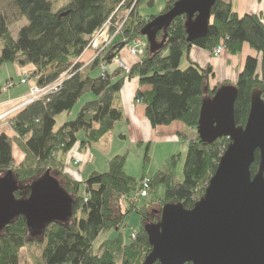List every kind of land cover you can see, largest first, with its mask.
<instances>
[{
	"label": "trees",
	"instance_id": "16d2710c",
	"mask_svg": "<svg viewBox=\"0 0 264 264\" xmlns=\"http://www.w3.org/2000/svg\"><path fill=\"white\" fill-rule=\"evenodd\" d=\"M176 1L166 0L163 13ZM142 2L152 6L154 0H65L64 4H58V0H0V68L5 64L32 65L34 71L29 77L41 89L65 74L57 92L20 108L8 120L15 137L0 134V176L10 171L20 183L56 169V174L64 180V192L73 202L71 217L64 222H50L38 229L19 216L6 224L0 231V264H21L23 252L27 264H143L150 252L144 227L159 222V212L165 204L192 208L204 195L230 143L228 138L204 143L196 133L202 102L207 94L212 98L217 88L208 87L210 67L203 69L189 63L186 68H180L184 54L191 48L212 52L223 45L225 51L236 55L243 45H248L257 53L258 57H247L233 85L237 127H243L247 121L252 91L258 89L264 99V17L239 15L233 10L231 0H216L204 37L188 42L186 18L177 17L165 32L156 34L155 43H161L159 48L150 52L145 43V56L126 76L118 78L117 73L123 72L116 71L92 77L91 72L99 67L100 60L85 68L79 62L91 36L106 23L113 34L126 17L102 59L110 64L108 57L118 56L124 48L120 50L121 46L141 37L140 31L155 18L139 16L137 9ZM124 11L126 16L118 19ZM22 20L26 24L14 38L10 28ZM125 78L138 80L134 100L145 107V118L152 128L180 123L192 133L179 139L187 149L181 181L176 180L173 170L178 155L171 157L167 169L152 175L144 173L139 178L124 172L126 153L113 157L107 172H94L84 182L61 172L64 158L78 142L80 146H93L122 121L119 97ZM89 91L94 99L73 120L55 131L56 117L72 111ZM2 93L0 85V96ZM79 133L84 136L81 141L77 139ZM14 146L23 154L19 164L13 156ZM147 159L148 148L145 163ZM258 166L256 152L250 167L252 176ZM160 186L164 189L162 195L158 194ZM136 196L137 200L133 201ZM21 198V192H16L15 199ZM131 213L140 216L141 225L135 231V238L130 235L129 242H125L121 234H116L102 240L93 250L99 236L118 233Z\"/></svg>",
	"mask_w": 264,
	"mask_h": 264
},
{
	"label": "water",
	"instance_id": "95a60500",
	"mask_svg": "<svg viewBox=\"0 0 264 264\" xmlns=\"http://www.w3.org/2000/svg\"><path fill=\"white\" fill-rule=\"evenodd\" d=\"M215 2L177 0L150 21L140 36L152 52L161 46L155 43L156 34L185 16L187 41L200 39L208 31ZM235 99L236 88L227 85L203 100L196 129L199 139L213 143L228 138L230 143L204 195L192 208L165 204L159 222L144 227L150 252L143 264H264V99L258 89L252 91L243 127L234 122ZM256 152L259 166L252 176ZM26 188L28 196L17 200L20 188L11 172L0 176V231L19 216L38 229L71 217L73 202L48 171Z\"/></svg>",
	"mask_w": 264,
	"mask_h": 264
},
{
	"label": "crops",
	"instance_id": "0c3cea01",
	"mask_svg": "<svg viewBox=\"0 0 264 264\" xmlns=\"http://www.w3.org/2000/svg\"><path fill=\"white\" fill-rule=\"evenodd\" d=\"M233 1L231 3L233 5ZM240 6L238 9V14L243 15L242 13H250V14H259L264 17V9L258 10V8H254V5H259L264 2V0H239ZM87 56V60H84L83 57ZM137 56L131 57L128 50L120 51L118 53V59L126 66V68L130 69L132 66L136 65L142 58ZM93 57V52L86 51L81 56L79 62L81 64H86ZM247 57H258L257 53L251 50L248 45H243L240 53L236 55H231L229 52L225 51L218 57H213L211 52L202 50L199 48H191L189 52L186 54L187 65L189 63L196 64L201 68L210 67L212 69V76L208 80V87L210 89L217 88L222 83H236L237 78L240 72L243 70L245 61ZM183 60V58H182ZM15 71L14 74L17 77H20L19 80L23 78V75H30L34 71V67L32 65L28 66H19L14 64ZM8 66V65H7ZM6 67V65L4 66ZM3 67V68H4ZM112 72H115V67L111 69ZM122 72V71H121ZM121 75V76H120ZM118 78L122 76H126V73H117ZM20 82V81H19ZM21 85V84H20ZM138 87V80L130 79L124 82L123 87L120 91L119 97V106L122 111V121L117 123L114 130L105 135L98 143L92 146H80L81 142L71 150V152L64 158V164L67 169L71 170L72 160H79L80 165L73 172L68 173L67 175L73 180L84 182L88 176L92 173H99L93 168L87 171L89 165H94V158L92 156V150H95L94 146L99 145L101 142H105L106 145L108 143L114 142V146L112 148H107L106 150H99L102 155V152H105L106 155V164L115 157V156H123L125 153L128 154V149H126L127 145L135 144L137 146H141L144 142H148V153L152 147L154 142H158L159 139H164L165 141H173L172 146L181 145L185 146L180 142V138L183 135L192 136V133L188 131L182 124L173 123L168 127H157L152 128L147 122L144 114V106L140 103L134 102L135 91ZM139 89V87H138ZM147 88H141V90H145ZM28 85H21L19 89L15 88L13 77L9 76L5 79V86L3 88V93L0 96V116L9 113L14 108L17 107V101H20L28 94ZM70 113V112H69ZM66 114V113H63ZM68 114V113H67ZM12 118V115H8L4 121H0V134H6L10 138L15 137L14 132L10 129L8 125V120ZM66 117L62 118L61 121H65ZM55 129V128H54ZM81 141V140H80ZM108 141V142H107ZM120 144V146H116V144ZM171 146V145H170ZM16 150L18 154L16 153ZM102 151V152H101ZM13 156L16 160V163L19 164L23 160V154L17 147H13ZM58 159H59V155ZM92 163V164H90ZM103 167V164L101 165ZM103 169V168H102ZM86 173V177L83 178V174ZM140 176H142L140 174Z\"/></svg>",
	"mask_w": 264,
	"mask_h": 264
},
{
	"label": "rangeland",
	"instance_id": "374dc122",
	"mask_svg": "<svg viewBox=\"0 0 264 264\" xmlns=\"http://www.w3.org/2000/svg\"><path fill=\"white\" fill-rule=\"evenodd\" d=\"M64 3H65V0H58V4H64ZM165 3H166V0H154L153 5L149 6L147 2H142L138 6V9H137L138 10V14H139L140 17H143V18L145 17V18H148V19H150L152 17H157V16H159L160 14H162L164 12ZM239 6H240L239 0H234L233 1V10L235 12H238ZM254 8H256V9L258 8V10L264 9V2L260 3L259 5H254ZM123 13H119L118 19L123 17L124 15L126 16L125 11ZM242 14H245V13H242ZM24 24H26V21L22 20V22L20 21L18 24L14 25V26H12L10 28L12 31H14V33L12 34V36L14 38H16L18 29L21 26H23ZM138 38H141L142 41H143V47L139 50V56L138 57L139 58H143L145 56V52H146L145 51V43H148V42H147L145 37H138ZM126 49L128 50L130 56L134 57V55L132 53H130V49H128L127 47H124L121 51H126ZM89 52H91V51H89ZM224 52H222V53H224ZM83 59L87 60V56L83 57ZM5 65H6V67H4ZM5 65H3L0 68V85L4 88L5 79H7L9 76H11L14 79L15 88L19 89L21 87L20 82H19L20 81L19 80L20 77H17L14 74L16 66L14 64H5ZM187 66L188 65H187V60H186V54H184L183 60H181L180 68L184 69ZM17 67H19V66H17ZM21 67H23V66H21ZM112 68H114V64L108 66L109 71H111ZM122 72H124V71H122ZM99 74H100V68H98V67L91 72V76L92 77L98 76ZM125 79L127 80V78H125ZM126 80H125V82H126ZM233 85L234 84H232V83H228V86H233ZM220 87H221V85L218 86L217 89L220 88ZM209 96L210 95L207 94V99L211 98ZM31 97L32 96H30V92L28 90L27 96L24 97L23 99H21L20 101H17L18 105H17L16 108H14L12 111H9V113H6V114L0 116V121L1 122L4 121V119H6V117H7V114L12 115L15 112H17V110L20 109L19 107L21 106V104L27 98H31ZM93 99H94L93 94L90 91L86 92L79 99V101L73 107L72 111H70V113L61 114V115L57 116L56 117V124H55V131L57 129H59L66 121L73 120L76 117L77 113L81 110V108L87 102H90ZM63 117L64 118L66 117L64 122L61 121V119ZM77 139L79 141L83 140L84 139L83 133H79L77 135ZM172 142L173 141H165L164 139L163 140L159 139L158 142H154V144H152L151 149L149 150V153H148V158L149 159H147L146 163L144 162V159H145V153H146L147 148H148V142H144L140 147L135 145V144L127 145L126 149H128V154H127V157H126L124 172L127 175L133 176V177H136V178L141 177L140 174L142 175L144 173L152 175L158 170L167 169L168 165L171 163V157L174 156V155H178L179 159L176 160L173 170H174V172L176 174V180L177 181H181L182 180L183 163H184V158H185V154H186V150L187 149H186V146H181V145H177V144H175V146H172V144H174ZM114 144L115 143L112 142V143H108V145H106L105 142H101L99 145L94 146L95 150H92L93 151L92 152V156L94 158V165H92V166L89 165L87 171L91 170L93 168V166H94L93 170H96L99 173L107 172L109 163L106 164V161H107L106 160V155H105L106 151H104V152L101 151L102 152V155H101V153H99L100 151L96 150V149L98 148V149L106 150L107 148H112L114 146ZM120 144H123V142H120L119 144H116V146H120ZM16 153L18 154L17 150H16ZM90 164H92V163H90ZM102 164H103V167L101 166ZM78 166H76V167L71 166V170H69L64 165V166L61 167V172L65 173V175L68 176L67 174L72 172V170H73V172H75L74 170L77 169ZM47 171L49 173V176L54 178L55 180H57L59 185H60V187L63 189L64 180L60 176H58L56 174V173H58L56 171V169L47 170ZM44 175H46V173ZM44 175H42V177ZM40 177L41 176H39L38 178H34L32 180H28V181H25V182L18 183V187L20 188L18 192H21L22 197L24 195L26 196V187L31 186L35 182V180L39 179ZM85 177H86V173L83 174V178H85ZM163 191H164V189H163L162 186L158 187V194L159 195H162ZM140 225H141L140 224V216L138 214L131 213V214L127 215V217L125 218L124 226L120 229V231L118 233H116V232H108V233H104L101 236H99V238H97V240L93 243V250H95L97 248V246L99 245V243L102 240H104L105 238L115 237L116 234H121L123 240L125 242H129L130 235L132 234V232L138 231ZM24 253L25 252H23V258L21 259V264H27L26 259L24 258V257H26V255Z\"/></svg>",
	"mask_w": 264,
	"mask_h": 264
},
{
	"label": "built area",
	"instance_id": "2783aa9c",
	"mask_svg": "<svg viewBox=\"0 0 264 264\" xmlns=\"http://www.w3.org/2000/svg\"><path fill=\"white\" fill-rule=\"evenodd\" d=\"M109 24L107 23L102 29H100L98 32H96L89 43L88 48L92 49V50H104L105 48H107L113 41V39L115 38V36L117 35V33L120 30V27L116 30V32L114 33V35H110L109 34V30H108ZM104 31V32H103ZM103 32V33H102ZM105 37V38H104ZM142 47V42L140 40H134L131 44L130 47V53H132L134 56L138 55L139 49ZM225 51V47L223 45H220L218 47H216L212 52L211 55L213 57H218L219 55H221L222 52ZM117 63L119 64V66L121 68H123L124 70H127L126 67L119 61H117ZM106 67L104 64L101 65V70L105 71ZM65 75V74H64ZM62 75L59 80H57L56 82H54L53 84L44 87V88H38L35 83H34V79L31 80L28 77H25L23 79H21L20 84L21 85H28L29 88V92H30V96H32L31 98H27L19 108H23L27 105H29L30 103H33L35 101L41 100L55 92H57L62 84V77L64 76ZM26 80H30L29 82H26ZM137 103H139V101H137ZM9 115V114H8ZM72 165L74 167L78 166L80 164L79 160H74L72 161ZM146 183V182H145ZM144 183V186H145ZM145 193L142 192V196H144ZM137 200V196L134 198L133 201ZM135 232H132L131 234V238H135Z\"/></svg>",
	"mask_w": 264,
	"mask_h": 264
},
{
	"label": "bare ground",
	"instance_id": "6f19581e",
	"mask_svg": "<svg viewBox=\"0 0 264 264\" xmlns=\"http://www.w3.org/2000/svg\"><path fill=\"white\" fill-rule=\"evenodd\" d=\"M165 13H166V12H165ZM163 14H164V13H163ZM160 15H161V14H160ZM125 20H126V17L124 18V20L121 21V23H120V25L118 26V28L120 27V29H121V27H122V25L124 24ZM151 21H152V20H151ZM106 24H107V23H106ZM106 24H105V25H106ZM147 24H148V23H147ZM103 27H104V26H103ZM103 27H101L100 29H102ZM118 28H117V29H118ZM100 29H99V30H100ZM99 30H98V31H99ZM108 30H109V34H110V35H114V33L116 32V31H115L113 34H111V32H110L111 30H110L109 27H108ZM98 31H96V32H98ZM96 32H95V33H96ZM95 33H94V34H95ZM118 33H119V32H118ZM118 33H117V35H118ZM94 34H93V35H94ZM93 35H92V36H93ZM117 35H116V36H117ZM92 36H91V38H92ZM116 36H115V38H116ZM91 38H90V40H91ZM115 38L113 39L112 43H111L107 48H105L104 50H97V51L88 48L89 43H90V40H89V43H88L87 47L85 48L84 52H86V51H91V52H93V57H92V59H90L86 64L83 65V68H85L86 66H88L89 64H91L94 60L99 59V60H100V64H99V67H98V68H100V73H101V74L104 73V72H108L109 74L114 73V72H112V71H109V69H108V66H109V65H113V64H114V67H115V72H116V71H124V73L127 74V73L129 72V69L126 68L127 70H124L123 68H121V67L119 66V64L117 63V61H119V62H121V61L118 59L117 56H110V57H108V59H111L110 64H106V63H104V61H102V59H103V58L105 57V55H106V51L108 50V48H109V47L115 42ZM137 39L140 40V41L142 42V47H143V41H142V39H141V38H135L134 40H137ZM134 40H133V41H134ZM133 41H132V42H133ZM132 42H131V43H128V44H126V45H123V47H127L128 49H130ZM123 47H122V48H123ZM142 47H141V48H142ZM148 47H149V45H148ZM141 48H140V49H141ZM140 49H139V50H140ZM120 50H121V49H120ZM84 52H83V53H84ZM83 53H82V55H83ZM108 53H109V52H108ZM108 53H107V54H108ZM138 54H139V52H138ZM82 55H81V56H82ZM136 56H137V55H136ZM121 63H122V62H121ZM102 64H104L105 67H106L105 71H102V70H101V65H102ZM122 64H123V63H122ZM123 65H124V64H123ZM124 66H125V65H124ZM125 67H126V66H125ZM63 75H64V74H63ZM64 76H65V75H64ZM64 76H63V77H64ZM25 77H28V78L30 79L29 75H24L23 78H25ZM63 77H62V79H63ZM23 78H22V79H23ZM31 80H32V79H31ZM58 80H59V79H58ZM29 81H30V80H26V82H29ZM34 83H35V81H34Z\"/></svg>",
	"mask_w": 264,
	"mask_h": 264
}]
</instances>
